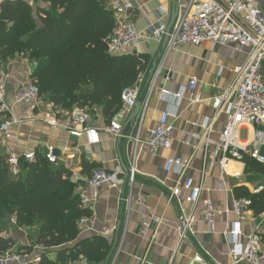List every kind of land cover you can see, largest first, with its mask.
Returning a JSON list of instances; mask_svg holds the SVG:
<instances>
[{
	"label": "crops",
	"instance_id": "obj_1",
	"mask_svg": "<svg viewBox=\"0 0 264 264\" xmlns=\"http://www.w3.org/2000/svg\"><path fill=\"white\" fill-rule=\"evenodd\" d=\"M256 1L264 13V0ZM111 3L112 0H108L110 9ZM190 3L191 0H135L136 9L131 19L140 31H145L158 19L159 9L165 8L170 14L171 24L173 15L176 14V21L188 11ZM124 19L117 18V21ZM132 53L145 57L148 66L140 77L143 83L139 85L141 94L137 115L131 118L133 110L120 119L126 126L125 137L121 138V142L107 132L111 122L104 116L101 107H95L89 124L94 133L77 136L63 128H52L42 118L44 112L53 109L63 122L72 115L76 106L72 110H63L42 99V107L35 119L20 128H14L7 147L18 154L35 152L42 155L48 147L54 148L59 160L68 164L73 176H80L76 191L81 202L82 195L93 197L94 189L88 181L95 170L119 172L126 179L133 170L136 172L134 182L131 184L127 181L123 193L121 189L105 187L100 191L98 200L89 205L91 228L86 231L81 229V235L84 239L105 237L111 246L104 260L95 264H229V247L222 233L236 221V216L219 215L211 231L202 220L203 204L200 203L193 224V235L179 244L178 228L183 209L188 211L191 205L186 192L170 201V189L174 187L177 175L168 174L165 165L168 158L181 156L188 159L193 154V146H185L181 142L189 134L203 132L202 125L214 116L212 98L231 82L234 69L245 62L247 54L235 51L232 46L212 43L169 51L165 44L155 41L143 42ZM155 61L157 69L151 77ZM33 70L34 63L27 56H16L1 65V72L9 77L7 100L11 106H15L14 115L19 119L25 117L24 106L15 104V92ZM192 78L199 80L198 92L203 101L192 104L188 95H185L177 118L171 120L175 126L172 148L162 151L158 156L150 155L145 142L149 132L159 125L162 113L170 104V99L163 95V91L175 95L187 88ZM224 124L225 117L222 116L215 124V141L219 140ZM2 140L0 134V151L4 153ZM71 155H75L74 160L68 159ZM84 163L94 168L92 173L84 171ZM202 163L203 154L199 151L190 172L197 183L200 182ZM229 170L231 173L241 170L243 176V183L236 178H226V186L234 192L240 187H246L252 192L260 178H264V175L257 174L246 165L232 163ZM220 181L221 171L217 167L211 170L205 181L202 200L210 199L221 210H232L233 197L218 191ZM262 183L259 182V185ZM144 217L150 222L147 233L141 229ZM248 220L247 225H243L246 233L250 231L249 225L257 221L252 212ZM5 228V235L16 242V250L35 246L33 258H40L42 249L36 245L38 228H18L15 218L8 219ZM104 229H108L110 234H104ZM239 241L244 244L245 238ZM197 256H201L203 262H197ZM50 257L54 259L56 256L51 254Z\"/></svg>",
	"mask_w": 264,
	"mask_h": 264
},
{
	"label": "built area",
	"instance_id": "obj_2",
	"mask_svg": "<svg viewBox=\"0 0 264 264\" xmlns=\"http://www.w3.org/2000/svg\"><path fill=\"white\" fill-rule=\"evenodd\" d=\"M6 0H0V5ZM111 9L116 18H126L118 22L117 28L110 37L109 53L111 55H125L135 51L143 42L155 41L165 44L169 51L178 50L184 46L199 47L205 43L219 46H232L239 53H246L245 62L234 69L231 82L217 91L212 98L214 116L202 125L201 134H189L181 142L185 146H193L194 152L188 158L175 156L166 160L165 171L168 174L176 173L177 179L174 187L170 189L172 202L186 192L187 200L191 205L190 210L183 209L182 221L178 228L179 244L193 235V224L200 203L203 204L202 220L212 231L217 217L222 214H234L236 221L222 233L229 247V264H264V215L256 222L250 224V231L244 232L243 225L249 222L251 214V201L247 198H237L235 192L226 186V178H236L243 183L241 170L231 173L230 164L246 165L245 160L258 163L264 168V13L257 6L256 0H191L188 11L181 15L169 30L170 14L165 8L159 9L156 22L150 24L147 30L140 31L132 21V13L136 9L135 0H112ZM35 65V64H34ZM32 73L22 82L15 92V104L24 106V119L14 115L15 106L7 100L9 77L1 72L0 63V134L3 136L2 145L4 153L9 156L11 174L17 178L22 172L25 163L31 164L36 153L29 152L18 154L7 147V142L12 138L14 128L22 127L26 122L35 119L42 107L41 91L38 84L32 79ZM143 83L139 78L134 87L125 88L121 94L123 103L122 111L111 121L107 132L115 139L125 137V126L120 119L129 115L137 106ZM199 80L192 78L187 88L177 94L163 91V95L170 99V104L162 113L159 125L149 132L145 142L147 151L152 156H158L164 150H170L174 142L175 126L172 119H176L178 109L185 95L192 104L200 103L202 98L198 92ZM44 123L52 128H63L70 134L82 136L92 134L89 124L92 114L88 108L78 106L63 122L56 111L49 110L42 115ZM222 116L225 117L224 128L218 141L213 139L215 124ZM212 148H214L212 150ZM203 154V166L200 182H196L190 174L192 163L197 152ZM44 157L53 165H57L59 158L54 148L48 147ZM69 160H74L71 155ZM220 168L221 181L218 191L231 194L233 209L221 210L212 200L203 202L202 195L205 191V181L214 168ZM136 172L133 170L126 179L119 172H109L98 169L89 178L88 184L94 189L92 198L82 195L81 204L86 205L84 210H91L89 205L95 203L99 193L105 187L121 189L127 181L131 184L135 180ZM74 182L80 181V176L73 178ZM264 191V185L252 190L254 194ZM91 218H82L79 227L89 230ZM142 232L150 230V222L144 217ZM109 235L108 229L103 230ZM245 238L241 244L239 239ZM197 262H203L201 256L196 257ZM39 259L32 255L10 252L0 259V264H37ZM74 264H90L87 258H81Z\"/></svg>",
	"mask_w": 264,
	"mask_h": 264
},
{
	"label": "trees",
	"instance_id": "obj_3",
	"mask_svg": "<svg viewBox=\"0 0 264 264\" xmlns=\"http://www.w3.org/2000/svg\"><path fill=\"white\" fill-rule=\"evenodd\" d=\"M117 26L108 0H34V5L6 0L0 5V63L27 56L35 64L31 77L42 99L63 110L86 107L91 114L101 107L111 122L123 109V90L136 86L148 66L136 53H109ZM245 164L264 175L258 163L247 158ZM24 165L15 178L9 156L0 151V259L10 252L32 255L36 249L16 250V242L5 235L6 221L15 218L18 228H38L36 245L42 252L37 264H74L83 257L90 264L104 260L111 249L108 240L81 235L79 222L91 212L82 208L79 184L68 164L59 160L53 165L36 153L34 162ZM93 169L84 163L86 173ZM235 196L251 201L256 219L264 215V191L254 194L240 187ZM261 236L264 242V232Z\"/></svg>",
	"mask_w": 264,
	"mask_h": 264
},
{
	"label": "water",
	"instance_id": "obj_4",
	"mask_svg": "<svg viewBox=\"0 0 264 264\" xmlns=\"http://www.w3.org/2000/svg\"><path fill=\"white\" fill-rule=\"evenodd\" d=\"M175 19H176V14H174L173 15V17H172V21H171V24L169 25V30L171 29V27L173 26V24H174V22H175ZM156 69H157V61H155L154 62V66H153V68H152V71H151V77L154 75V73H155V71H156ZM138 104H137V106L135 107V111H134V113L132 114V117L131 118H135V116L137 115V112H138ZM125 130H126V126H125ZM125 132V131H124ZM122 141V139H119V142H121ZM58 155H59V153H58ZM25 168H27L28 166H29V163H25Z\"/></svg>",
	"mask_w": 264,
	"mask_h": 264
},
{
	"label": "rangeland",
	"instance_id": "obj_5",
	"mask_svg": "<svg viewBox=\"0 0 264 264\" xmlns=\"http://www.w3.org/2000/svg\"><path fill=\"white\" fill-rule=\"evenodd\" d=\"M27 1L31 2L34 5V0H27ZM259 182H264V178H260ZM259 182L255 184L256 187L260 186ZM262 185H264V183H262ZM32 257H33V254H32Z\"/></svg>",
	"mask_w": 264,
	"mask_h": 264
},
{
	"label": "bare ground",
	"instance_id": "obj_6",
	"mask_svg": "<svg viewBox=\"0 0 264 264\" xmlns=\"http://www.w3.org/2000/svg\"><path fill=\"white\" fill-rule=\"evenodd\" d=\"M232 173H235V172H232Z\"/></svg>",
	"mask_w": 264,
	"mask_h": 264
}]
</instances>
